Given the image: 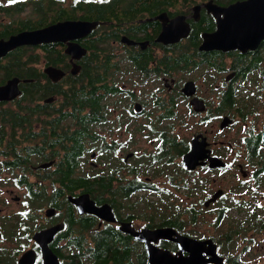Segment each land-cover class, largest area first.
<instances>
[{
  "label": "flooded vegetation",
  "instance_id": "1",
  "mask_svg": "<svg viewBox=\"0 0 264 264\" xmlns=\"http://www.w3.org/2000/svg\"><path fill=\"white\" fill-rule=\"evenodd\" d=\"M75 1L69 18L99 21L87 35L0 57V86L20 79V93L0 99V264H17L28 249L32 264H45L36 234L53 226L49 246L61 264H96L90 254L100 244L110 246L106 264H123L112 255L125 246L134 264H147L146 240L124 225L198 240L184 255L211 256L203 241L212 239L220 264L264 256V38L247 48L206 38L242 0H121L107 18L82 16ZM43 3L0 0V41L43 27L29 25ZM69 42L86 52H67ZM70 142L84 152L67 176ZM80 180L89 183L68 193L67 182ZM82 194L109 204L115 218L81 211L74 198ZM224 220L221 234L206 230ZM175 237L153 243L180 255Z\"/></svg>",
  "mask_w": 264,
  "mask_h": 264
},
{
  "label": "water",
  "instance_id": "2",
  "mask_svg": "<svg viewBox=\"0 0 264 264\" xmlns=\"http://www.w3.org/2000/svg\"><path fill=\"white\" fill-rule=\"evenodd\" d=\"M99 23L98 20H89L81 18H66L58 20L43 27L23 30L13 35L9 40L0 41V57L5 55L9 49L21 44H37L49 41H64L67 39H74L82 37L91 32ZM209 41L215 45H224L230 47H255L262 38H264V0H242L236 1L225 7L223 18L218 19V30L207 35ZM75 47V48H74ZM67 52L80 57L86 52V48L79 43L69 42ZM47 72L58 79L63 76V71L58 68L49 66ZM19 77H11L6 84L0 86V99H10L20 93L18 86ZM188 163L190 162V155L187 156ZM217 162V160H216ZM220 162V161H219ZM82 202H81V200ZM81 211L98 212L107 219H114L113 211L109 204L101 206L95 205L94 200L89 199V195H79L74 198ZM81 202V203H80ZM83 203V204H82ZM83 206V207H82ZM109 214V215H108ZM59 229V226H53L45 230L37 232L36 239L40 242L43 258L45 264H61L58 256L49 246V241L52 239L54 233ZM123 229L133 231L136 236L146 240V247L148 251L147 264H207V263H223L225 257L219 256L217 253V246L208 239L203 241L209 244V251L211 256L205 255L194 256L184 255V250H189L192 247V242H198L187 235L178 233L172 228H157L146 229L143 231H136L124 225ZM176 233L175 239L179 242L180 255L173 254L168 249H163L153 243L158 237H172ZM35 250L28 249L20 257L17 264H32L35 259Z\"/></svg>",
  "mask_w": 264,
  "mask_h": 264
},
{
  "label": "trees",
  "instance_id": "3",
  "mask_svg": "<svg viewBox=\"0 0 264 264\" xmlns=\"http://www.w3.org/2000/svg\"><path fill=\"white\" fill-rule=\"evenodd\" d=\"M43 2H44L43 5H46L48 7L43 11L42 16H39L38 18L33 19L29 22L30 26L45 25L47 23H51L59 19L69 18L73 16L70 12V5H66L64 3V0H43ZM120 6H121V0H84V1L77 0L75 1L74 6L72 7L77 9V12L81 13V15L85 17H92L93 15H95L99 18H107L108 12L114 11V9L118 11ZM49 10L51 11V14L44 13L45 11H49ZM119 14L121 13L119 12ZM50 53H52L54 56V52H50ZM19 55H21V53H19ZM18 63H19V71L21 72V70L24 67V64L21 61H19ZM17 69L18 68L14 69V71ZM85 70L88 73V75L91 76L90 71L92 69L90 64H88V66L85 67ZM83 88L84 87H82V89ZM84 96L91 98V95L89 93L84 94ZM83 102L84 101H82V104H84ZM75 136L76 134L68 135L69 138L72 137L74 138ZM66 149H67L66 152L67 162L65 166L67 168L66 169V172L68 174L67 176H70L71 171H73L74 167L77 166L78 158H79L78 154L79 153L82 154L84 152V143L81 147L79 145H75L73 142H70V145H68ZM72 182H77V183L72 184ZM88 183L89 182H87L86 180L69 181L67 182L68 193L75 190L78 186L80 185L83 186L85 184L88 185ZM118 248L119 247H117L116 249ZM109 250H110L109 245L100 244L99 246H97V249L92 254H90V256H92L95 259L96 264H106V262L109 260V255H110ZM129 255H130L129 246H125V248L121 252L120 250H116V252H114L112 256L115 257L117 262H121L123 264H134L133 260L131 259V256ZM65 256H72V255L70 253H66ZM239 259H240L239 256H227V261L234 262L235 264H240L241 261ZM71 264H80V263L76 262V259H73Z\"/></svg>",
  "mask_w": 264,
  "mask_h": 264
},
{
  "label": "rangeland",
  "instance_id": "4",
  "mask_svg": "<svg viewBox=\"0 0 264 264\" xmlns=\"http://www.w3.org/2000/svg\"><path fill=\"white\" fill-rule=\"evenodd\" d=\"M72 0H64V3L66 5H69L70 2ZM35 8V6H34ZM33 7L31 9H34ZM4 11H0V15L3 14ZM41 14V11H36L34 9V18L36 19L39 17V15ZM48 14H51V11L48 12ZM33 52L38 53L41 56V63L38 65V67L43 68L44 66V53L40 48H37L35 50H33ZM230 135H232V139L237 138V133L236 132H231ZM92 142L91 140L89 141L88 145H91ZM232 216H237L236 213H231ZM228 228V222L227 220H224L223 223L221 225H218V230L215 228H211V229H206V230H211L213 232V234L218 235V232L221 234L224 230H226ZM204 230V228H202ZM258 244L260 245V247L257 249H261L264 250V248H262V245H264V241H260L258 242ZM240 257V264H264V256H239ZM226 264H235L234 262L231 261H227Z\"/></svg>",
  "mask_w": 264,
  "mask_h": 264
}]
</instances>
